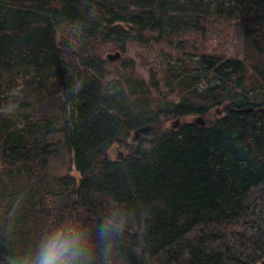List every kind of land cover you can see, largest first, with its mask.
Segmentation results:
<instances>
[{"label": "trees", "instance_id": "1", "mask_svg": "<svg viewBox=\"0 0 264 264\" xmlns=\"http://www.w3.org/2000/svg\"><path fill=\"white\" fill-rule=\"evenodd\" d=\"M219 19L241 57L188 42ZM64 227L78 264H264V0H0V264Z\"/></svg>", "mask_w": 264, "mask_h": 264}, {"label": "rangeland", "instance_id": "2", "mask_svg": "<svg viewBox=\"0 0 264 264\" xmlns=\"http://www.w3.org/2000/svg\"><path fill=\"white\" fill-rule=\"evenodd\" d=\"M65 29L68 30L71 29V27L66 26ZM243 31V27L241 24H239L238 20L219 19L212 21L209 30L204 37L190 38L188 42L190 41L192 42V44L194 43L195 45H197V48L199 50H206L209 52L217 51L226 56L241 57L243 53ZM134 50L135 48L131 47L129 50L130 54H133ZM168 50L169 49L167 48L166 51ZM195 55H197V53H195ZM158 57H160L159 53L153 51V55H150L148 57V60L150 62H153L155 60L156 62ZM191 59L194 63L197 60L196 56H194L193 54ZM139 71L147 75L145 67L140 66ZM205 84V81H203L200 87ZM164 92H166L165 88ZM193 117V115L187 116L186 119L189 120ZM167 125L172 127L174 123L169 122L167 123ZM122 149L123 148L121 145L114 143L111 147V156L114 159L119 158L121 156ZM51 171L56 175L71 173L77 179H79L80 177L78 170L76 169L74 164H71L69 154L66 152H64L62 156L52 160Z\"/></svg>", "mask_w": 264, "mask_h": 264}, {"label": "clouds", "instance_id": "3", "mask_svg": "<svg viewBox=\"0 0 264 264\" xmlns=\"http://www.w3.org/2000/svg\"><path fill=\"white\" fill-rule=\"evenodd\" d=\"M77 91H79L78 88H73V92ZM123 227V224H112L111 228L106 225L104 235H109L113 229L119 231ZM72 232V229H69L68 232L58 229L49 235L47 241L37 251L32 264H78L79 257L83 255V249L80 246L79 237L74 233L69 235Z\"/></svg>", "mask_w": 264, "mask_h": 264}, {"label": "water", "instance_id": "4", "mask_svg": "<svg viewBox=\"0 0 264 264\" xmlns=\"http://www.w3.org/2000/svg\"><path fill=\"white\" fill-rule=\"evenodd\" d=\"M120 55H121L120 52L111 53V54H109V58L116 60L120 57ZM201 122H204V120ZM148 130H149V126H145V127L140 128L139 130H136L133 134V139H135V140L139 139L141 137L142 133L147 132ZM63 231L68 232L67 227H64ZM72 234H73V232L69 233V235H72Z\"/></svg>", "mask_w": 264, "mask_h": 264}, {"label": "bare ground", "instance_id": "5", "mask_svg": "<svg viewBox=\"0 0 264 264\" xmlns=\"http://www.w3.org/2000/svg\"><path fill=\"white\" fill-rule=\"evenodd\" d=\"M104 27H105V25H104ZM217 101V100H216Z\"/></svg>", "mask_w": 264, "mask_h": 264}]
</instances>
